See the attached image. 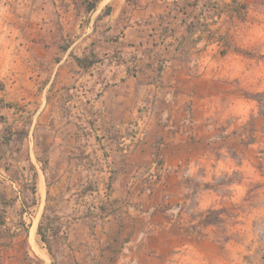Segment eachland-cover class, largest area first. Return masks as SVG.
I'll use <instances>...</instances> for the list:
<instances>
[{"label": "rangeland", "instance_id": "rangeland-1", "mask_svg": "<svg viewBox=\"0 0 264 264\" xmlns=\"http://www.w3.org/2000/svg\"><path fill=\"white\" fill-rule=\"evenodd\" d=\"M129 1L0 0V264H264V0Z\"/></svg>", "mask_w": 264, "mask_h": 264}, {"label": "trees", "instance_id": "trees-1", "mask_svg": "<svg viewBox=\"0 0 264 264\" xmlns=\"http://www.w3.org/2000/svg\"><path fill=\"white\" fill-rule=\"evenodd\" d=\"M100 1L101 0H84V6H85L86 12L89 13V12H92L93 10H95L96 7L98 6V4L100 3ZM109 11H110V7L106 6L103 13L105 15H108ZM74 60H75L76 64L80 68H83V69H89L90 66L93 64V61L88 56L75 57ZM4 170L8 171L7 167H4ZM107 186L109 187V185H107ZM84 192L85 193L86 192H92V190L88 189V190H86ZM212 222L213 221L204 220V223H206V224H210ZM50 230H52V231H51L49 236H51V238H56L58 236L59 232H60V227H57L55 229H50ZM37 234L39 235L41 242L45 244L47 250L49 251L50 250V245H49V241L47 239L46 233L44 232L42 223H39V225L37 227Z\"/></svg>", "mask_w": 264, "mask_h": 264}, {"label": "crops", "instance_id": "crops-1", "mask_svg": "<svg viewBox=\"0 0 264 264\" xmlns=\"http://www.w3.org/2000/svg\"><path fill=\"white\" fill-rule=\"evenodd\" d=\"M168 1H172L173 2V0H168ZM175 1H177V3H180L181 0H175ZM121 2L122 3L124 2L126 4V3H129L130 1L129 0H121ZM141 4H143L142 7H138L137 9H138V11H141L142 14H144L143 18L155 17L156 15H158L159 12H161V11L163 12V10L166 9L165 6L162 8V5L165 4L164 0H162V1L161 0H144V1L141 2ZM104 6H105V4H104ZM110 6L112 7V6H114V4H111ZM100 10L101 9H99L98 12H100ZM90 13L91 12H89V14ZM111 13H113V10H112ZM167 13H169V12H167ZM109 16L110 15H108V17ZM146 25H147V27L155 28V30H156L157 27L161 28V25L159 23L158 24H156V23H152V24L147 23ZM134 27L142 28L143 27V21H142V25L141 26H137L136 25ZM5 251H7V250H4L3 247L0 248V254H3ZM26 263H27V261L24 258L21 259V261L18 262V264H26ZM4 264H5V262H4Z\"/></svg>", "mask_w": 264, "mask_h": 264}]
</instances>
